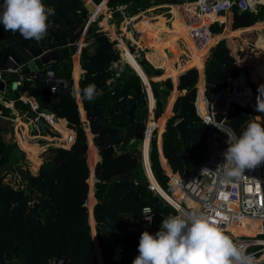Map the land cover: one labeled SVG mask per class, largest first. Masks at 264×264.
Segmentation results:
<instances>
[{"label":"trees","instance_id":"16d2710c","mask_svg":"<svg viewBox=\"0 0 264 264\" xmlns=\"http://www.w3.org/2000/svg\"><path fill=\"white\" fill-rule=\"evenodd\" d=\"M102 1L94 0L97 5ZM153 1H155V5H152ZM195 1L197 0H190L189 3ZM169 2L170 0H110L108 5L112 8L119 5H130L128 11L133 17L144 12L147 5L154 7L169 4ZM43 3L55 10V15L49 17L47 34L37 42L33 39H25L18 33L19 40L48 50L67 45L70 36L75 32L80 33L85 27L84 16L88 13L87 10L81 0H43ZM104 4L105 2L102 3V5ZM171 14L170 27L166 25V19L163 16L158 18V23L152 24L144 21L136 26L142 33L141 40L146 49L145 58L149 62L144 59L139 60V64L146 73L141 74L138 68L134 71L131 66H127L121 78L112 86H108V81L113 78L110 67L113 62L120 59L119 52L115 48V43L111 42L103 32H98L95 25L89 28L87 42H90V45L83 48L81 52L80 95L81 89L89 84H94L100 93L91 102L82 99L91 133L88 127H85L84 130L76 98L72 93H69V89H62L59 93L52 94L45 78H38L36 73L31 72L28 68L24 69L26 78L21 87L10 91L9 95L0 93V100L3 102L13 101L20 116L29 110V106L23 104L20 97L28 95L35 98L42 110L53 112L58 119H66L69 129L74 130L77 134L76 141L70 148L51 146L41 153L42 165L30 162L35 170L41 165L38 174L33 175L25 168V154L18 147L11 131L5 135L0 125V168L6 166L7 175H9L13 171V167L16 166L22 179V187L15 189L5 183V175H0L1 264H51V260L55 258L64 260L67 264H98V258L99 264H102V255L95 241L96 257L94 249L96 235L94 231L93 240L90 227L94 204L90 198L94 190L95 178L97 203L93 213L98 243L104 254V264H132L133 260L126 257L121 263L112 261L110 258L112 248H109L108 244L120 241L127 245L128 251L138 252L137 248L142 232L136 233L126 229L142 226L143 208L151 207L153 210L154 218L151 229L155 233L160 229L164 217L178 214L175 209L167 206L157 193L148 188L141 151L131 148L129 145L121 147L128 131H134L135 134L145 132L148 102L143 81L148 89L149 104L152 107L155 99L150 95L149 77L159 79V82L152 84L157 98L156 119L158 120L168 109L167 103L171 93L177 92L174 90L173 82L177 84L178 76L183 73L179 79L178 90L185 94L181 95L182 103L179 112L173 114L167 124L164 123L157 128L159 132L158 150L157 141L153 139L150 152L152 171L159 184L164 189H169L168 178L162 169L163 167L170 174L167 161L161 155L162 135L165 157L175 172H184V163L180 157L183 145L175 126L176 123L183 120L189 128L200 127L203 123L198 112L201 115L206 113L203 111V107H206V99L211 100L214 93L225 88L230 79L232 83L252 89L257 87L262 77L264 51L257 46L255 55L247 56L245 54L247 53L245 48L248 47L246 42L241 46L233 42L235 38L242 37V31L229 33L231 49L224 39L216 44L218 37H209L211 42L207 47L206 43L201 47L197 46L192 38V29L207 28L215 21L226 23L227 17L216 18L214 15H210L207 19L203 18L188 24L185 15L192 16L191 11L187 8L184 13H180L179 17L176 5L171 7ZM260 15L261 12L254 14L234 9L233 29L252 26L253 28L251 27L250 30L258 31V27L263 25L258 23ZM179 21L180 25L184 26L183 32L190 36L192 50L185 48V52L175 43L177 38H168L165 41L166 49L162 52V61L157 50L159 47L157 31L161 28L169 29L174 36ZM68 22H70L72 34H69ZM211 32L217 34L219 30L215 29L213 25ZM14 33L4 30V34L0 36V71L5 68L3 59L6 55V43L13 39ZM45 42H48L47 46ZM213 45L215 46L211 48L206 59V53ZM203 47H206V52L202 55ZM16 49L24 54V56L18 57L22 63L27 65L32 57L21 47L14 46L12 51L15 52ZM149 51L155 54V61L159 59L161 62L154 64L151 57L148 56ZM233 53L242 57L237 59ZM183 54H187L189 57L185 64L194 66L185 64L181 66L180 60ZM200 55L202 56L199 57ZM205 59L206 92L203 76ZM51 68L56 76L68 83L72 82L71 57L59 60ZM174 68L178 69L173 71ZM161 70L172 71L169 74H162ZM79 75L77 59L73 73L74 89L77 94L79 90L76 83L78 82L79 86ZM121 98L122 100H120ZM235 101L242 105H250L253 111H256L253 115L250 109L235 108L228 124L238 135L250 122L264 124V112L258 110L259 103L264 105V90L255 103L247 95L235 97ZM0 111L4 116L12 114L10 108L3 103H0ZM82 118L85 119L84 112ZM21 125L19 124V127ZM149 129L150 131L154 129L152 122L149 124ZM47 133L52 137L56 136L50 130ZM92 134L93 142L100 151L115 146L120 147L123 153L121 155L114 154L96 165L97 161H91L93 153H96L92 143ZM66 139L70 143V136H66ZM23 141L27 143L28 140L24 139ZM202 145L199 138H192L191 153L195 160L202 158L200 151ZM146 149L144 143L145 157ZM169 200L172 201L171 198ZM127 213L133 215L134 223L131 226L121 222V215ZM92 223L94 225V222ZM251 223L237 222L235 225L239 227L242 225L243 228H240L242 233L247 234L246 230H252ZM252 228L258 231L257 228ZM253 232L255 233L254 230Z\"/></svg>","mask_w":264,"mask_h":264},{"label":"built area","instance_id":"2783aa9c","mask_svg":"<svg viewBox=\"0 0 264 264\" xmlns=\"http://www.w3.org/2000/svg\"><path fill=\"white\" fill-rule=\"evenodd\" d=\"M1 1L2 0H0V2ZM81 2L88 13L83 33L84 37L79 43V49L83 50V48L90 45V42H87V33L89 28L93 25L97 27L98 32H103L108 36L105 31H102L99 24L103 18H106L105 12H107L109 14V19H113L115 15L118 14V18L121 20L119 30H117L118 35L127 48L133 53L136 60L143 59V52L140 51V48L137 45L138 40L136 35L133 34V31L135 30L134 23L136 20L133 19L134 16L132 17L128 11L130 5H119L116 8L107 7L106 10L97 12V9L101 7L102 3L95 5L94 8L91 9L88 7V0H81ZM263 5V0H197L198 13L193 17L185 15V19L189 24L193 23V21H197V17H199L198 21L203 18L207 19L210 15H214L217 18L233 12L234 9H238L239 12L256 14L260 12V8ZM171 7L172 5L167 6L170 10ZM191 33L195 44L201 47L204 43H207L208 38L211 37L210 25L207 28H200V30L192 29ZM110 38L113 40V43H115V48L119 52L120 59L111 64L110 69L113 72V78L108 81V86L115 84L121 78L126 67L129 66L122 60L120 41L118 39H113L112 36H110ZM58 48L61 47L55 49ZM51 50L54 49H47L44 50V52ZM25 68H28V65L19 66V68L14 71V73L19 76V80L16 82L17 88L23 85L26 78L24 72ZM11 71L10 68L6 67L1 70L0 82H5L8 73ZM44 78L52 94H57L62 89H69L73 94V84L71 85L66 80L56 76L52 68L45 71ZM253 90L255 89L239 85L238 83H232L229 80L226 87L214 93L211 100L206 99L205 115H201L198 112L202 123L210 129L205 134L206 151L204 154L206 155V159L195 168L191 169L187 174L184 172H175L168 160H166L167 166H169L170 169V174L166 171V173H164L168 178L167 185L170 192L168 196L172 201L166 199L160 189V184L152 171L150 152L155 128L150 131L149 124L143 133L144 138L141 141V154L148 188L152 192L164 197V199L169 201L180 214H187L190 211H196L211 217L224 234L228 235L237 244L243 245L247 254L253 255L255 264H264V244L261 243L264 242V163H261L253 169H246L241 177L231 178L228 181L224 180L222 174L215 171L217 165L223 163V153L227 148L226 141L229 138L239 137L228 124L230 116L236 107L247 108L251 111L253 110L250 105H242L235 101V97L249 94ZM120 100H122V98ZM20 101L29 106L28 112L21 117L26 120L29 127L33 126L35 132L38 134L42 132L39 125L40 121L47 123L49 129H55V124L58 118L53 112L42 110L38 101L31 96L23 95L20 97ZM154 110H156V99ZM153 118L154 115L152 116V119ZM3 119L8 120L12 125L15 124V118H13L12 115L4 116L0 111V121ZM153 121L154 120H150V122ZM147 137L150 138V150L148 159L146 160L143 145ZM71 138L72 137H70V139ZM75 141L76 137L74 136L71 145H73ZM113 148L116 155H121L123 153L121 148L115 146ZM205 169L210 171L202 173ZM149 216L151 218V223H149L147 219ZM120 218L121 222L126 225L131 226L134 223L133 215L131 213L122 214ZM153 218L154 213L152 208H143L141 224L148 228H152L151 225ZM234 218H248L258 221L261 224L263 231H259L253 236L242 234L239 237H236V235L230 230ZM111 248L112 252L110 258L116 263H121L126 252H128L127 245L119 241L111 244ZM51 264H65V261L55 258L51 260Z\"/></svg>","mask_w":264,"mask_h":264},{"label":"clouds","instance_id":"9594fccd","mask_svg":"<svg viewBox=\"0 0 264 264\" xmlns=\"http://www.w3.org/2000/svg\"><path fill=\"white\" fill-rule=\"evenodd\" d=\"M55 10L43 0H2L0 25L5 31L18 32L25 39L37 42L47 34L49 17ZM98 92L94 84L81 89L82 99L93 101ZM258 110L264 112L259 103ZM223 153V163L216 172L225 181L239 178L246 169L264 163V124L250 122L237 138H229ZM210 170H203V172ZM151 223L150 216L147 217ZM138 256L132 264H255L243 245L234 242L211 217L196 211L169 215L161 221L153 235L141 233Z\"/></svg>","mask_w":264,"mask_h":264},{"label":"crops","instance_id":"0c3cea01","mask_svg":"<svg viewBox=\"0 0 264 264\" xmlns=\"http://www.w3.org/2000/svg\"><path fill=\"white\" fill-rule=\"evenodd\" d=\"M90 1L93 4V7L95 5H97L94 2V0H90ZM189 1L190 0H186V2L183 3L182 5L175 4L177 6V11H178L179 17H180V13L181 12L182 13L185 12V10H184L185 7L189 8V10L191 11L192 16H195L197 14L194 11L195 8H192V5H194V3H191V4H187L186 5V3H189ZM104 2L106 4V7H109L108 4H109L110 0H107V1L106 0H103L102 3H104ZM155 4H156L155 1H153L152 2V5H155ZM170 5L171 4L169 2V4H163V5H158V6H154V7H150L149 6V7L146 8V10L144 12H141L137 16H134L133 17V19L136 20L135 23H134V29L135 30L133 31V34L136 35L137 40L141 39L142 33L139 32V30L137 29L136 26L138 24L144 22V21H148V22H150L152 24L153 23H158V21H159L158 18L160 16H163L166 19V25L167 26H168V24L171 25V23L169 22V20H171L172 18H169V16L168 17L165 16L167 14H170L169 12H171V10L169 8H167V6H170ZM172 6H174V5H172ZM260 12H261L260 21L258 23L259 24L260 23L263 24V29H262L261 26L258 27V31H252V30H250L252 26L251 27H248V28L237 29V30L233 29V12H230L228 14L222 15L224 17H227V22L226 23L219 22V21H215L214 23L210 24V30H211V26H213V25L215 26V29L219 30V32L217 34H213L211 32V37H213V38L214 37H218L219 38L217 40L216 44H218L223 39L226 40V43H227L228 47L231 49V47H230V40H229V33L231 31H242L243 32L242 37L240 39H238V38H235L234 39L233 42H235V44H237L238 46H241L242 43L246 42V44H247L246 46H248L247 48H245L246 50H248V51H250V50L252 51L253 50V51L256 52V50H257L256 48L258 46V48H260V49H262L264 51V49L261 48V46L259 45L261 41H264V5L260 8ZM108 15L109 14L107 12H105V17L106 18L105 19L103 18V20L99 24H100V27H101L102 31H105L106 34L108 35L107 37L110 39L111 42H113V40L110 38V36H112V35H110L109 33L111 31H115V30L117 31V30H119L120 21L121 20L118 17H114L113 19H109V16ZM222 16H220V17H222ZM170 25L168 27H170ZM183 28H184V26L183 25L181 26L180 25V21H179L178 22V25H177V29L174 31V36H173V34H171V30H169V29H164V28L158 29L157 32H158V36H159V39H158V41H159V43H158L159 44V47H158L157 50H158V55H160L161 58H162V61H163V54H162V52L164 51V49H166L165 41L168 38H171V37L172 38H177V40L175 41V43H177L181 47V44H180L179 41H183V43L185 45V48H188V49L192 50L191 45H190V40H189L190 36L189 35H186V33L183 32L184 31ZM75 33H78V32H75ZM83 33H84V30L82 31V34L80 35L81 38L84 37V34ZM210 42H211V39L209 38L208 41H207V43H206V47L210 44ZM46 44H48V42H46ZM215 45H213L212 47H210L209 50L207 51V53H206V59H207V55L210 52L211 48H213ZM44 50H47V49L44 48ZM81 52H82V49H79L77 51V53H75V54H73L71 56V60H72V84H73V90H74L73 95L76 98V102H77L78 109H79V113H80V117H81L82 126H83L84 130H85V127H88V130L90 131L89 122H88V119H87V114H86V112L84 110L82 97L80 95V79H81V74H82L81 66H80ZM15 53H17L16 54L17 56H21V57L24 56V54L20 50H18V49L15 50ZM185 55H187V54H185ZM77 59H78V62H79V70H80L79 86H78V82L76 83V85L78 87V90H79L78 91V94L75 93V89H74L75 81H74V77H73L74 64H75V60H77ZM206 59H205V61H206ZM32 60H33V58H31V60L28 62V64ZM22 65L23 66H26V64H24V63H22ZM204 66H205V62H204ZM132 68L134 70H136V67L135 66H132ZM188 70H190V69H188ZM262 72H263V70H262ZM203 76H204L205 92H206L205 73H203ZM153 79L156 80V81L159 80L158 78H153ZM233 79H235V78H233ZM230 81H231V79H230ZM5 83H6L5 94L9 95L10 94L9 92L14 90L13 89L14 82L11 81V80H9L8 75H7V78L5 80ZM3 95H4V93H3ZM205 98H206V95H205ZM79 100H80V102H79ZM2 102L3 101L0 100V103H2ZM3 104H5L8 108H10V110L12 111V114L11 115H12L13 118H15V124L14 125H11V127L12 126H16L18 128V130L16 131V136H15L16 139H17V135H18L20 137L21 141L23 142V146H25V147L27 145L35 146V147L38 146L40 148V151L38 153V157H40V155H41L40 152L43 153L48 147H51V146L52 147H56V146L62 147L63 146L64 148H70L71 147V144L73 142V137L74 136L75 137L77 136V134H76V132L74 130L69 129V127H68V121L66 119H58L57 122H56V124H55V129H49L54 135H56L54 137H52L51 135H48V133H44V132H41L39 134L37 132H35V131L31 132L30 127L26 123V120L24 118H22L18 114V112L16 111V109L14 107L13 101L5 102ZM154 106H155V102H154V105L152 107L149 104V107L151 109V113L153 112ZM170 106H171V104H170L169 99H168L167 108H169ZM83 112H84L85 119L82 118ZM13 114H14V116H13ZM152 123L154 124V128L157 129L159 127V125L156 124L155 121L152 122ZM19 124H22V125L19 127ZM165 128H166V125H165ZM19 129H20V131H19ZM85 133H86V131H85ZM90 133H91V131H90ZM66 136H70V137L72 136L70 143H68V141L66 139ZM86 136H87V133H86ZM93 138L94 137H93V134H92V143H93V145L95 147V152H96V156H97V162H96V165H97V163L100 162L101 160H103V158H102V154L100 153V150L95 146V144L93 142ZM24 139L28 140L27 143H25L23 141ZM136 141H134V143ZM132 144H133V142H132ZM88 146H89V141H88ZM161 149H162L161 150L162 156L167 160V158L165 157L164 152H163V136H162V142H161ZM42 164H43V162H42V159H41V165ZM96 165H95V168H96ZM144 173H145V170H144ZM37 174H38V172H37ZM37 174H33V175H37ZM145 176H146V174H145ZM94 181L96 182V178L94 179ZM95 182H94V190H93V192L91 194V198H90V199H92L94 201L93 208H92V213H91V220H92V222H94V225H92L93 223L91 222L90 223V226H91L92 236H93V232L95 231L96 240H94V237H93L94 245H95V241H96L97 242V245L99 247V250L101 252V255H102V264H104V254H103V251H101L102 249L100 248L99 243H98V237H97V231H96V222H95L94 213H93L94 206L97 203V200L95 198ZM87 206H88V209H89V199H88ZM242 220H243V223H246V224L252 222L251 225H250V227H255L257 229L260 228V230H263L261 224H259L258 222L247 221L249 219H242ZM140 227H142V226H140ZM140 227H133V228H130L129 227L130 229L127 228L126 230L127 231H133V232H136V233H141V232H138L136 230V229H138ZM253 235H255L254 232H253ZM261 243L264 244V242H261ZM96 257H97V254H96ZM97 261H98V264H99L98 258H97Z\"/></svg>","mask_w":264,"mask_h":264},{"label":"water","instance_id":"95a60500","mask_svg":"<svg viewBox=\"0 0 264 264\" xmlns=\"http://www.w3.org/2000/svg\"><path fill=\"white\" fill-rule=\"evenodd\" d=\"M186 0H171L170 4H180L182 5L185 3ZM149 7V5H147ZM115 17H118V14L115 15ZM85 20H87V14L84 16ZM199 20V17H197ZM69 25V34H72L71 28H70V22H68ZM83 29L80 31V33H73L69 40L68 44L64 47L54 49L48 52H44V49H41L37 47L36 45L27 44L24 42H21L18 38V32L14 33L13 39L8 41L6 43V55L3 59V66L6 68H10L12 71L8 73L9 80L14 82L13 89L16 90V82L19 80V76L14 73L15 70L19 68V66H22V61L20 58L16 55L14 51H12V48L14 46L21 47L27 53L33 58V60L28 64V69L36 73L38 78H44V72L52 67V64L57 63L59 60H66L70 58L73 54L77 53L79 50V43L81 42L82 38L80 35L82 34ZM86 40V39H85ZM142 80V78H141ZM72 85V82L70 83ZM5 82H0V93H5ZM262 89V86H258L255 88V92L257 93ZM71 93V91H69ZM182 103V96L177 97L176 102L173 106V114H177L179 112L180 106ZM0 125L4 130V134H8L11 129V123L3 119L0 121ZM42 132L47 133L49 130V127L47 123L40 121L39 123ZM176 129L179 133V138L182 141L183 150L180 154V157L183 160L184 163V173L187 174L191 169L195 168L197 165L202 163L206 159V155L204 154L200 160H195L191 153V140L194 137H197L200 139V141L203 144L204 150L206 151V142H205V134L210 130L208 127H206L204 124H202L200 127L192 129L189 128L186 123L181 120L176 123ZM31 132L34 131L33 126H30ZM144 138V134H135L134 131H128L126 134V137L121 145V147H124L126 145H129L131 141L134 139H137L138 141H142ZM102 154L103 160H106L110 157H112L115 153V150L113 147H109L107 149H103L100 151ZM27 164H30L29 161H27ZM7 172V167L3 166L0 168V175H4ZM130 177V176H129ZM128 177V178H129ZM139 253L135 251H128L125 254L126 258H130L134 260L136 256H138ZM67 264V262H65Z\"/></svg>","mask_w":264,"mask_h":264},{"label":"rangeland","instance_id":"374dc122","mask_svg":"<svg viewBox=\"0 0 264 264\" xmlns=\"http://www.w3.org/2000/svg\"><path fill=\"white\" fill-rule=\"evenodd\" d=\"M193 3H197V1H195V2H193ZM187 4H191V3H186V5ZM165 11V10H164ZM194 11L196 12V13H198L195 9H194ZM170 14H167V15H165V16H169V18H172V14H171V12H169ZM228 14V13H227ZM170 24H168V26H169ZM2 34H4V28H3V26L2 25H0V36H2ZM0 40H1V38H0ZM139 40H141V39H139ZM138 40V41H139ZM180 42V44H181V48L185 51V45H184V43H183V41H179ZM45 45H47L46 44V42H45ZM140 51L141 52H143L142 54H143V59L145 60V61H147L148 62V60H146V58H145V51H146V49H142V48H140ZM152 51V50H151ZM151 51H149V53H148V56H150L151 57V61L155 64V62H161V60H159V59H157L156 61H155V54H153ZM251 51V50H250ZM248 51L247 50V53H245L247 56H254L255 55V51ZM186 52V51H185ZM206 52V47H203L202 48V50H201V54L203 55L204 53ZM202 55H200L199 57H201ZM234 55H235V57L238 59V58H241L242 56H239V55H237L236 53H234ZM139 60V59H138ZM138 60H136L138 63H139V61ZM186 60H188V56L187 55H182V57H181V60H180V63H182L181 64V66H184V64H185V62H186ZM149 63V62H148ZM186 66L187 65H191V66H194L193 64H185ZM205 65H206V61H205ZM152 66V65H151ZM205 67V66H204ZM143 68V67H142ZM144 69V68H143ZM176 69H178V68H176ZM176 69L174 68L173 69V71H176ZM145 71V70H144ZM162 71V74L163 73H165V74H169L171 71L169 70V71H163V70H161ZM241 71H243V68H241ZM240 71V72H241ZM204 73H205V68H204ZM182 74V73H181ZM181 74L178 76V82H177V84H175L174 82H173V86H174V90H176L177 91V94H176V96L177 97H179V96H181V95H184L185 94V92H180L179 90H178V85H179V79H180V76H181ZM149 77V76H148ZM169 79V78H168ZM164 80H166V79H164ZM164 80H162V81H164ZM143 81V80H142ZM199 81V80H198ZM156 82H159V81H156V80H154L153 78H151V77H149V89H150V91H151V94H152V96H154V99H156V110H154L153 109V112L151 113V111H150V108H149V92H148V89H147V87H146V85H145V83H144V81H143V84H144V90H145V92H146V94H147V102H148V118H147V120H146V123H145V127H147V125L148 124H150L149 122H150V120L152 121V120H154L155 122H156V124H158V120L156 119V115H157V98H156V96H155V93H154V88H153V86H152V84L153 83H156ZM258 87V86H257ZM255 89V88H254ZM197 99V98H196ZM258 99V98H257ZM256 99V100H257ZM154 111H155V113H154ZM203 111H204V113L206 112V107L204 106L203 107ZM197 112H198V110H197ZM252 113H253V115L255 114V111H253L252 110ZM151 114V115H150ZM154 115V118L152 119V116ZM151 116V117H150ZM171 116H173V110H172V113H171V115L168 117V119L171 117ZM162 117V116H161ZM168 119H167V121H168ZM153 121V122H154ZM166 124H167V122H166ZM12 125V124H11ZM18 130V128L16 127V126H12L11 127V129H10V131H11V134L13 135V137H14V140L16 141V143H17V145H18V147L22 150V152L25 154V168L26 169H28L32 174H37V172H39V169H40V167L37 169V170H35V169H33V167H32V165H31V163L30 164H27V161H29V162H32V163H34V164H41V157H38V153H39V151H40V148L37 146V147H35V146H30V145H27L26 147L25 146H23V142L21 141V139H20V137L17 135V139H18V141H17V139H16V131ZM165 130H166V128H165ZM19 131H20V129H19ZM153 138H152V140L153 139H156V141H157V150H158V136H159V132H158V129H156L155 128V131L153 132ZM163 136V135H162ZM239 136V135H238ZM88 138V137H87ZM137 139H134L133 141H131V143L129 144V147H131V148H135V149H138L139 151H142V143H141V141H136ZM134 141H136L135 143H134ZM132 142H133V144H132ZM61 144V143H60ZM151 144H152V141H151ZM72 146V145H71ZM56 147H59V146H56ZM63 147V146H62ZM64 148V147H63ZM120 148V147H119ZM114 149V148H113ZM201 153H202V156L204 155V153H205V150H204V147H203V145H202V148H201ZM42 152H40V154H41ZM115 154V153H114ZM158 154H159V151H158ZM41 156V155H40ZM41 158V159H40ZM159 158H160V155H159ZM160 160V159H159ZM168 160V159H167ZM42 162H43V159H42ZM161 164V163H160ZM161 167H162V165H161ZM90 168V167H89ZM162 169H163V171L165 172V169L162 167ZM166 173V172H165ZM5 176H6V179H5V183H7V184H9L10 186H12V187H14L15 189H18V188H21L22 187V179H21V175H20V171L18 170V168L16 167V166H14L13 167V171L11 172V174H9V175H7V172L4 174ZM160 189H161V191L165 194V196H166V198H167V200H169V196H168V194H170V192H169V190L168 189H164L161 185H160ZM159 195V194H158ZM159 197L162 199V201L167 205V206H169V207H171V208H173V209H175L174 207H173V205L169 202V201H166L165 199H164V197H162L161 195H159ZM176 210V209H175ZM177 211V210H176ZM178 212V211H177ZM178 214H180V213H178ZM89 216H90V213H89ZM237 222H239V223H243V220L242 219H239V218H234V220H233V222H232V224H235V223H237ZM246 224V223H245ZM91 227V226H90ZM130 228H133V227H130ZM129 228V229H130ZM251 229L252 230H254L255 231V233L257 232V230H255L254 228H252L251 227ZM138 232H144V231H147V232H149L150 234H155V232L151 229V228H148V227H145V226H143L142 225V227H140V228H138V229H136ZM92 234V233H91ZM244 234V233H243ZM93 237V236H92ZM108 247L109 248H111V244H108ZM94 249H95V253L97 254V248L95 247V245H94ZM102 251V250H101Z\"/></svg>","mask_w":264,"mask_h":264},{"label":"bare ground","instance_id":"6f19581e","mask_svg":"<svg viewBox=\"0 0 264 264\" xmlns=\"http://www.w3.org/2000/svg\"><path fill=\"white\" fill-rule=\"evenodd\" d=\"M263 2H264V0H263ZM88 5H89V7L91 9L94 8L93 7V4L91 3L90 0H88ZM192 8H195V10L198 12L197 3H194V5H192ZM106 9H107L106 4H104V5H101V7L99 9H97V12H101L102 10H106ZM186 9H187V7L184 8V10H186ZM261 27L263 29V25H261ZM109 34L112 35L113 39H118L120 41V53H121L122 60L125 63H127L129 66H131V67L132 66H135L136 68H138L139 71L141 72V74H145L146 72L144 71V69L142 68V66H140V64L136 61L133 53L127 48V46L121 40L120 36L118 35V32L115 30V31H111ZM137 45L139 46V48H142L143 50L145 49V45L142 42V40L137 41ZM259 45L261 46V48L264 49V41H261ZM262 70H263V72H261L262 77H261L260 83L258 85V86L261 85L262 86V89L260 91H258L257 93L255 92V90H253L249 94H246L247 96H249V97L252 98V100H253L254 103H255L256 99L261 95L262 91L264 90V64H263V69ZM176 94H177V92H172L171 93V95L169 97V102H170L171 106L166 110V112L162 115V117L159 118V120H158L159 127L161 125H163L164 123H166L168 117L171 115L172 110H173V106H174V104L176 102V99H177ZM150 95L152 96L151 92H150ZM144 143H145L146 148H147L146 149L147 150L146 151V157H145L146 160H147L148 159V156H149V150H150V138L147 137ZM91 161H97L96 153H93V157L91 158ZM246 219H248V218H246ZM247 221L258 222V221L251 220V219H249ZM240 228H243V226L240 225ZM240 228L237 225H234L233 224V225H231V229L230 230L233 232L234 235H236V237H239L240 235L243 234ZM246 231H247V235L253 236V230L248 229ZM259 231L262 232V230H260V228L258 229V232ZM263 258H264V255H263Z\"/></svg>","mask_w":264,"mask_h":264}]
</instances>
